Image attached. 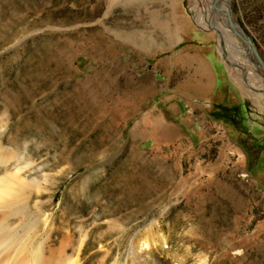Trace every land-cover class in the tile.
Segmentation results:
<instances>
[{"label":"rangeland","instance_id":"obj_1","mask_svg":"<svg viewBox=\"0 0 264 264\" xmlns=\"http://www.w3.org/2000/svg\"><path fill=\"white\" fill-rule=\"evenodd\" d=\"M170 1L0 0V179L19 168L22 199L0 221L26 250L264 264V90L235 63L264 71L217 0H174L169 42ZM222 2L264 61V0Z\"/></svg>","mask_w":264,"mask_h":264},{"label":"bare ground","instance_id":"obj_2","mask_svg":"<svg viewBox=\"0 0 264 264\" xmlns=\"http://www.w3.org/2000/svg\"><path fill=\"white\" fill-rule=\"evenodd\" d=\"M113 1L114 0H111V2H113ZM171 1L173 2V5H170L171 6V16L169 17V15H168V17L170 18L169 19L170 21H168L166 23H159L158 25H160V27L162 29L168 31V33H169V35L171 37L169 42L173 43L174 40L177 38L176 36L179 33L180 28H179V16L176 13V6H175V3H174V0H171ZM222 1H221V3H219V5L221 4L220 7H219L220 9L225 7V5H223ZM205 20L206 19L201 18L199 21H202V23H203ZM213 26H215V27L217 26L216 28L217 29L219 28V30H221V32L225 36V39L228 37V35L226 34V30L224 29L225 28V21H224L223 17H220V22L218 20L217 21L214 20L213 21ZM178 40H180V39L178 38ZM235 65H236L235 67L237 69V72L235 73L234 77H235L236 80H238L240 83L244 82L243 80H245L247 82V84L251 88H253L254 90H258V91L264 90V82L262 84H260V85L256 84L253 81V79H252L254 77V75L252 73H250L249 69H247L242 64L235 63ZM16 156H17L16 153H14V154L12 153V155H9V154H6L4 151L0 152V171L3 168H5L8 171V169L10 168L9 164L10 163L12 164L13 163L12 160H14L15 158L17 159ZM15 161L16 160H14V162ZM11 164H10V166H11ZM30 164L32 165V163H30ZM26 165H28V164H26ZM19 171L20 170L18 168L15 171V173H12L10 175H6L5 174L6 171H5L4 177L1 176L2 178L0 179V205H2L1 203L5 204L7 201L8 202H13V201H9L12 198L13 199H18V200L21 199V198L19 199V197L16 196L17 192H19L18 191L19 190L18 186L20 185L19 182H21L20 178H19L21 176L18 175ZM22 179H23V177H22ZM22 186H23V184H22ZM24 186H25V184H24ZM21 194H23V193H21ZM14 196H16V198H14ZM19 196L22 197L21 195H19ZM21 201H22V199H21ZM8 202L6 203L7 205H8ZM6 204H5V206H6ZM14 204L12 203V205H14ZM16 204L14 205L15 207H16ZM19 204H20V202H19ZM9 206H10V204H9ZM0 207H3V206H0ZM17 210H19V207H18ZM11 213H13V212H11ZM6 214L7 213L5 212V215ZM2 217L3 218L0 221V264H83L81 255H79L78 258L72 260L71 256L65 255L63 253L56 254L52 250L49 251V253H48L46 251V246H44L43 244H41L39 246L37 245V247H34V248L30 249V250H26L28 248L26 247V249H25V246H26L25 245V243H26L25 239H22V238L18 239L19 235H18L17 232L14 233V234L18 235L17 238H16L15 235L13 236V234L10 233L11 231H8V228H10V227L7 224L5 216H2ZM14 227H16V226H14ZM28 227H29V225H28ZM28 227H27V229H28ZM10 229H12V228H10ZM25 229H26V227H25ZM32 230H31V232H32ZM16 231H19V230H16ZM27 234L29 235V233H27ZM27 234H25V235H27ZM34 237H36V236H34ZM47 237H48V234H47ZM21 239L23 240V242L20 241ZM34 239H31V240H34ZM142 240L143 241H141V240L138 241L139 243L136 246H134L133 250H137L139 252H143L147 248H150L151 242L147 238L146 239H142ZM26 244H29V243H26ZM48 250H49V248H48ZM9 251H12V253L11 252L9 253ZM73 256H75V255H73Z\"/></svg>","mask_w":264,"mask_h":264},{"label":"water","instance_id":"obj_3","mask_svg":"<svg viewBox=\"0 0 264 264\" xmlns=\"http://www.w3.org/2000/svg\"><path fill=\"white\" fill-rule=\"evenodd\" d=\"M218 0L216 1V6L218 5ZM222 11H224L228 17V25L229 27L234 30V32L245 42L247 48H251L255 54V58H256V63L258 66H260L263 71H264V61L262 60V58L259 55V50L257 48V46L253 43V41L251 40V38L247 35V33L244 31L243 28H241L240 26H238L237 24L234 23L233 21V17H232V12L230 10L221 8Z\"/></svg>","mask_w":264,"mask_h":264}]
</instances>
